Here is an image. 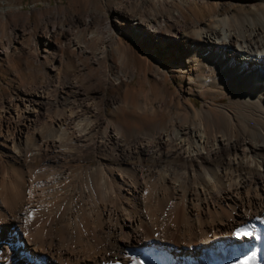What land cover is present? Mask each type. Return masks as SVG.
I'll list each match as a JSON object with an SVG mask.
<instances>
[{"label":"bare ground","instance_id":"6f19581e","mask_svg":"<svg viewBox=\"0 0 264 264\" xmlns=\"http://www.w3.org/2000/svg\"><path fill=\"white\" fill-rule=\"evenodd\" d=\"M235 10L183 25L179 10L129 24L113 8L94 48L64 45L106 77L119 34L149 44L147 56L175 42L178 57L196 62L204 109L180 92L170 104L121 100L136 118L115 130L114 104L99 140L88 141L100 118L90 103L85 112L58 108L63 99L46 101L44 85L0 101V264H264V0ZM23 30L11 28L0 59H49L43 74L57 69L63 27L45 26L32 41ZM166 73L154 77L165 84ZM51 150L58 156L42 158ZM242 226L252 235L237 238Z\"/></svg>","mask_w":264,"mask_h":264},{"label":"rangeland","instance_id":"374dc122","mask_svg":"<svg viewBox=\"0 0 264 264\" xmlns=\"http://www.w3.org/2000/svg\"><path fill=\"white\" fill-rule=\"evenodd\" d=\"M243 1L196 0L195 4L194 0H0V44L8 38L11 28L15 30L23 28L25 41L35 39L45 26H62L65 31L54 37L60 47L54 52L52 62L57 63L58 59L60 62L57 69L46 75H44V69L49 59L43 62L32 61L26 56H21L19 59L10 58L8 61L0 59V101L11 103L19 96L21 90H25L31 85H44L46 87L44 92L48 93L45 95L46 101L49 102L55 98L60 101V97L63 99L58 108L68 107L72 110L75 109L74 111L85 112L84 104L90 103L100 111L101 120L98 118L97 125L95 124L93 128L96 130V134L92 135V138L89 137L88 141L99 140L104 121L109 120V113L114 104L120 105L118 113L111 117L115 121L112 126L115 127V130L119 127L118 125L124 126L127 121L136 118L131 116L121 100L136 99L141 102L149 97L148 99H152V104L162 100L165 104H170L173 93L180 92L184 99L193 104L194 108L204 109L205 98L197 86L196 62L191 56L178 57V51L182 48L177 47L175 42H170L160 52H153L154 56H147L143 51L148 49L149 44L142 45L126 35L119 34V51L109 55L106 64L111 65V70L106 77L95 70L94 65L85 61L84 55H80L76 50L64 48V45L70 38L84 41L90 48H94L98 38L102 37V33L99 31L104 18H113V8L119 10L120 21L125 20L129 24L133 22L136 15L155 14L161 16L176 13L175 11L179 10L183 17L178 19V23L189 25L197 20L204 24L210 15L221 16L228 11L235 12V8ZM213 7H215V11L212 10ZM87 18H90V22L85 27L82 23ZM185 44L186 42H183V46ZM69 52L71 53L69 54ZM75 57L82 60L84 68H80ZM156 61L159 66L156 65ZM159 69L167 71L168 77L165 84L154 77ZM122 75L126 78L123 79ZM69 81H74L77 88L67 89L64 84ZM147 95L148 97H146ZM106 99H112L113 102L111 101L109 104V102H105ZM227 101V97H224L216 103L225 104ZM52 131L46 132L47 136H45L48 138L52 136L51 138L56 140L54 145L57 144L58 147L61 138H56L57 133ZM125 131L128 133L131 128L125 126ZM58 153L54 150L47 151L42 158L50 159L55 155L58 156Z\"/></svg>","mask_w":264,"mask_h":264},{"label":"snow or ice","instance_id":"6c2138e0","mask_svg":"<svg viewBox=\"0 0 264 264\" xmlns=\"http://www.w3.org/2000/svg\"><path fill=\"white\" fill-rule=\"evenodd\" d=\"M234 235L239 238V237H247L251 236L252 232L248 230L246 227H240L238 228L235 232ZM255 259V257H247L239 262V264H252V261ZM134 264H138V262H134Z\"/></svg>","mask_w":264,"mask_h":264}]
</instances>
